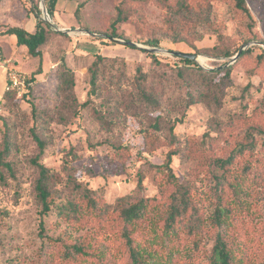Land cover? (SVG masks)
I'll return each mask as SVG.
<instances>
[{
	"label": "rangeland",
	"instance_id": "374dc122",
	"mask_svg": "<svg viewBox=\"0 0 264 264\" xmlns=\"http://www.w3.org/2000/svg\"><path fill=\"white\" fill-rule=\"evenodd\" d=\"M122 1L58 0L51 20L62 30L49 26L52 32L42 46V63L18 47L13 35H0V264H131L114 212L103 221L93 213L80 222L69 221L59 215L55 204L51 213L43 214L36 191L40 176L36 161L52 175L56 203L66 199L85 203L81 195L87 186L115 207L128 194L161 192L166 174L158 165L170 150L176 151L174 172L191 186L199 218L207 226L201 234L182 230L169 236L163 223L158 226L154 219H147L135 233L136 242L146 251L147 264H213L216 231L210 220L217 196L214 174L220 170L212 161L232 154L229 181L233 187L226 199L233 212L225 218L227 238L236 264H264V61L257 57L264 50V0H246L253 20L224 0H215L209 21L190 30L183 41H175L170 34L167 11L157 0H127L122 5L129 19L118 26L124 36L116 39L146 47H152L146 41L158 39L157 47L198 54L195 62L206 69L234 64L231 84L219 104L199 86L201 100L188 102L194 92L190 82L201 79L178 75L176 67L184 65L180 57L107 37ZM41 2L0 0V33L11 26L35 31L38 13L43 16ZM244 45L255 50L236 61L233 57L238 52L218 54ZM98 55L105 57L104 73L92 92L89 69ZM116 58L126 63L123 77L112 65ZM64 60L75 72L73 91L60 86ZM40 65L42 71L28 95L18 90L5 94L9 69L30 76ZM138 65L149 73L148 85L161 98L162 109L126 107ZM159 113L165 120L155 129ZM173 123L175 135L170 129ZM33 130L45 142L42 152ZM146 131L159 143L155 150L146 143ZM246 143L252 147L244 154L235 151ZM112 144H124L130 150L122 160L123 172L109 165ZM75 240L85 244L89 255L64 258V242Z\"/></svg>",
	"mask_w": 264,
	"mask_h": 264
},
{
	"label": "trees",
	"instance_id": "16d2710c",
	"mask_svg": "<svg viewBox=\"0 0 264 264\" xmlns=\"http://www.w3.org/2000/svg\"><path fill=\"white\" fill-rule=\"evenodd\" d=\"M46 6L50 16H54L57 10L58 0H45ZM127 0H123L117 9V15L113 21V30L107 33V37H119L124 35L122 32H118V26L129 19L125 15L123 4ZM215 0H157L163 8L166 9L167 15L165 18L166 24L170 31V34L174 37L175 41H183L187 38V33L190 30H195L196 27L207 23L210 19L213 3ZM237 11L242 12L248 18L253 20L250 8L246 0H224ZM79 7L76 9V14L79 13ZM40 11V10H39ZM35 31H29L21 26H11L0 35H13L15 37V43L18 47H24L30 56L39 57L42 63L43 51L42 46L48 41L49 34L52 32L49 25L37 17ZM254 26L252 21L251 27ZM147 44L152 46H158L161 42L158 39H150L146 41ZM1 48V46H0ZM172 49V47H169ZM240 50L237 47L235 51L221 50L218 54L230 56L234 55ZM255 50V47H251L244 50L239 59L251 55ZM155 59V55H152ZM178 57V56H177ZM260 61H264V50L257 56ZM180 60L184 65L177 66L178 75L180 77H199L200 82L191 81L190 84L194 92L190 93L189 101L196 103L201 99V92L199 87L206 88V91L211 94V98L216 103H220L224 89L231 84L232 71L234 64L220 65L212 69H206L199 66L195 61L180 57ZM105 57L98 55L92 63L90 71V83L92 85V92L98 89V79L104 73ZM157 64H161L162 61L156 59ZM63 70L61 71V83L60 86L64 91L74 90L75 87V72L62 61ZM117 66L119 71V77H123L126 74V63L124 60L116 58L113 64ZM186 70V71H185ZM42 71L40 67L30 75V80L34 81L36 74ZM149 73L143 69L141 65L136 68L132 84L133 89L130 91L131 101L126 107L135 108L140 111L147 108L151 111H156L163 108L161 98L155 93L153 87L148 85ZM199 86V87H198ZM33 85H30L24 90V95H28L32 90ZM17 89L6 90L5 94L9 95ZM120 95L123 91L118 89ZM89 100L82 105H87ZM102 122L108 123L106 117L100 115ZM165 120L162 114H158L153 122V128L160 129L161 121ZM175 123L170 125L172 135H175L174 129ZM34 132L38 144L40 145L41 152L45 148L44 140ZM147 144H150V150H155L158 146V141L151 140L152 136L149 131L144 133ZM8 146L9 140L6 139ZM113 154L110 157L109 165L116 172H123L124 165L122 160L130 155L129 148L124 144H112ZM252 147L250 143L246 145H240L236 148V152L243 153L245 149ZM176 151L170 150L165 158V161L158 165V169L163 170L166 174L165 186L161 192L154 196H146L141 193L128 194L120 197L116 206L113 207L109 203L102 201L100 197H96L95 190L89 187H83V193L81 195L84 198L85 203H79L76 199H66L60 203H56V195L51 186L52 175H50L47 167L38 161H36L40 176L37 179L36 191L38 199L42 206L43 214L47 215L53 210V206L56 204L59 215L69 221H82L85 217H88L91 213L94 214L98 221L106 220L114 212L118 216V225L120 227L121 237L125 240L128 257L131 264H147L146 251L136 242L135 233L137 227L142 225L147 219L155 220L156 225L164 224L162 227L165 234L174 236V234L187 230L192 234H201L206 228V222H203L198 215L196 206L194 204V197L191 191V186L181 182L176 176L173 169V158ZM234 155L227 157L226 159H214L212 164L219 170V174H214L216 179V207L210 220L211 227L216 231L215 241L212 248L211 260L213 264H236L234 259L233 250L229 244L226 232V220L225 218L232 214L233 209L231 203L226 199L228 190L232 188L229 181V168L234 162ZM121 161V162H120ZM0 160V167H1ZM117 163V164H116ZM120 169V170H119ZM171 187L170 189L168 187ZM82 187V185H81ZM139 190L143 189V181H139ZM111 212V213H110ZM46 223L41 221L42 232H45ZM45 234V233H44ZM64 258L73 259L81 256L89 255L87 247L80 240L72 242H64Z\"/></svg>",
	"mask_w": 264,
	"mask_h": 264
},
{
	"label": "water",
	"instance_id": "95a60500",
	"mask_svg": "<svg viewBox=\"0 0 264 264\" xmlns=\"http://www.w3.org/2000/svg\"><path fill=\"white\" fill-rule=\"evenodd\" d=\"M41 8H42V17H40V13H38L39 17L44 20L50 27H52L55 30H62L60 28H58V26L56 24H54L51 20V16L48 12L47 6L45 4V1L42 0L41 2ZM119 42H123L129 46L132 47H137V48H143L146 51H150V52H154V53H158V52H166L169 53L171 55L174 56H178V57H184V58H188L191 59L193 61H198V54L195 53H189V52H183V51H177V50H173V49H163L157 46H152V47H146L143 45H139L138 43L134 42V41H127V40H123V39H116L115 37H111ZM246 45H244L243 47H241V49L238 51V53L233 57V60L236 61L238 59V57L241 55V53L247 49V47H245Z\"/></svg>",
	"mask_w": 264,
	"mask_h": 264
},
{
	"label": "built area",
	"instance_id": "2783aa9c",
	"mask_svg": "<svg viewBox=\"0 0 264 264\" xmlns=\"http://www.w3.org/2000/svg\"><path fill=\"white\" fill-rule=\"evenodd\" d=\"M6 90L17 89L18 91H24L30 85H33V81L30 80V76L16 68H11L7 73Z\"/></svg>",
	"mask_w": 264,
	"mask_h": 264
},
{
	"label": "crops",
	"instance_id": "0c3cea01",
	"mask_svg": "<svg viewBox=\"0 0 264 264\" xmlns=\"http://www.w3.org/2000/svg\"><path fill=\"white\" fill-rule=\"evenodd\" d=\"M37 23V22H36ZM36 23H34V24H36ZM36 25H34V27H35ZM33 29V28H32ZM29 30H30V28H29Z\"/></svg>",
	"mask_w": 264,
	"mask_h": 264
}]
</instances>
